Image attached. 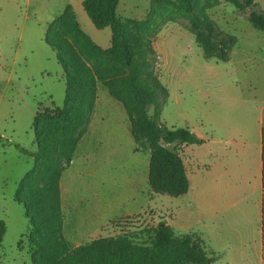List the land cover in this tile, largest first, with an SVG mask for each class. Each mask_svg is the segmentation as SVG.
<instances>
[{"label": "rangeland", "instance_id": "obj_1", "mask_svg": "<svg viewBox=\"0 0 264 264\" xmlns=\"http://www.w3.org/2000/svg\"><path fill=\"white\" fill-rule=\"evenodd\" d=\"M176 1L120 0L117 13L125 20H144L153 9L158 20L178 19L167 23L154 41L159 53L155 72L169 91L161 121L175 128L198 126L208 140L212 138L205 152H196L209 170L208 180L204 179L209 184L216 181L215 172L218 178L225 177L228 161L248 162V153L257 151L260 143L262 122L264 127V33L247 20L250 9L240 11L222 2L209 14L222 30L237 37V43L228 62L205 59ZM253 1L264 13V0ZM82 2L0 0V220L7 226L0 264H33L27 238L29 223L24 206L15 202L14 196L34 160L17 145L36 152L33 121L38 107L64 106L65 73L57 61V50L46 42L48 26L69 7L81 30L96 45L102 49L111 45L110 28L97 29ZM204 3L200 0V5ZM95 111L72 164L61 178L62 188L67 190L63 199L65 238L72 246L121 233H130L143 242L145 231L172 213L175 224L168 222L175 227V234L200 237L208 257L215 258L210 264H264L259 195L255 193L235 206L228 197L219 196L216 213L201 216L188 208L192 219L185 221L186 207L181 198L151 190L150 153L136 151L128 114L103 85L99 86ZM178 149L182 151L180 146Z\"/></svg>", "mask_w": 264, "mask_h": 264}, {"label": "trees", "instance_id": "obj_2", "mask_svg": "<svg viewBox=\"0 0 264 264\" xmlns=\"http://www.w3.org/2000/svg\"><path fill=\"white\" fill-rule=\"evenodd\" d=\"M119 1L82 2L97 29L110 28L111 45L107 49L96 45L81 30L69 7L47 28L46 42L57 50V61L65 73L66 92L63 108L38 107L33 121L37 151L27 152L17 145L34 160L14 196V201L24 206L29 223L31 261L33 264H209L215 258L208 257L200 237H179L166 222L145 231L143 242L130 233L100 237L80 246H72L65 238L61 177L88 131L99 84L124 106L136 151L150 153L148 183L154 193L174 198L186 195L190 181L178 147L205 143L188 127H169L161 121L169 91L155 72L159 53L154 41L167 23L178 19L171 16L158 20L152 9L144 20H125L117 13ZM204 1L200 5V0H177L175 6L187 20V29L205 59L228 62L237 43V37L222 30L209 14L222 2L240 11L250 9L247 20L264 33V13L253 0ZM261 146L264 257V127ZM6 231V223L0 220V246Z\"/></svg>", "mask_w": 264, "mask_h": 264}, {"label": "crops", "instance_id": "obj_3", "mask_svg": "<svg viewBox=\"0 0 264 264\" xmlns=\"http://www.w3.org/2000/svg\"><path fill=\"white\" fill-rule=\"evenodd\" d=\"M99 86H98V90H99ZM97 105H98V97L93 111L94 115L96 114L95 110ZM187 127L198 138L205 140V143L201 145L193 144V145L180 146L182 148V151L180 153L183 157L187 176L190 181L189 192L186 195L179 197L183 200L182 202L186 207V210L183 212L184 220L189 222L192 219L193 212L188 208L194 209V212L198 213L201 216L216 213L217 209H219L220 206L218 203L219 196L228 197L230 200H232L231 202H233L232 204L235 206L239 203V201L250 200L252 198V195H255L256 193L260 197L258 201H259V208L261 210V194H262L261 136H260V143L257 147V151H250L248 153L249 154L248 162H245L243 159H238L236 161L232 159L231 161H228L225 164L224 175L225 177L228 178L229 185H227L225 182V180L227 179L223 177V175L218 178L216 172L213 173L217 177L216 181H214L213 183L210 182L209 184H205L204 179L206 180L207 177L208 180L207 173H209V170L205 169L207 167L206 164H203L201 156L198 155L196 152L199 150H201L202 153L205 152L204 150L208 147L207 142L208 141L211 142L212 138L211 140H208L207 134L203 133L198 126L191 128L190 126ZM262 128H263V122L261 124V129ZM82 141L83 138L79 142L76 152L80 147V145L82 144ZM186 150H191V154H186ZM243 170L245 172H242ZM244 182L247 183L246 186L243 184ZM66 196H67V190L62 188V183H61L62 210H63V202H64L63 199H65ZM176 208L179 209L177 210V216H180L179 224H181L182 210H180L181 208L180 206ZM170 215L171 216L168 217L169 219L171 218L170 220H167L168 218L164 220V222H166L168 225H169L168 221L172 220L173 214L170 213ZM170 223H172L173 225L175 224L174 221H171ZM172 228L174 229L175 227ZM178 228L186 229L192 227H178ZM64 235H65V230H64Z\"/></svg>", "mask_w": 264, "mask_h": 264}, {"label": "water", "instance_id": "obj_4", "mask_svg": "<svg viewBox=\"0 0 264 264\" xmlns=\"http://www.w3.org/2000/svg\"><path fill=\"white\" fill-rule=\"evenodd\" d=\"M209 264H210V262H209Z\"/></svg>", "mask_w": 264, "mask_h": 264}]
</instances>
